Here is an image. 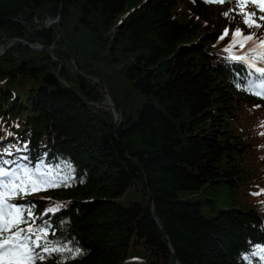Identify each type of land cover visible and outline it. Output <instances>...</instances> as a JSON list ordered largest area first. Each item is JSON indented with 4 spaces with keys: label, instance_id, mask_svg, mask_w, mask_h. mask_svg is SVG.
<instances>
[{
    "label": "trees",
    "instance_id": "trees-1",
    "mask_svg": "<svg viewBox=\"0 0 264 264\" xmlns=\"http://www.w3.org/2000/svg\"><path fill=\"white\" fill-rule=\"evenodd\" d=\"M234 4L0 0V46L51 47L0 56V148L74 169L71 186L33 203L37 217L56 209L51 241L83 251L64 264L254 262L264 195L248 190L264 184V100L217 48L223 27L242 24Z\"/></svg>",
    "mask_w": 264,
    "mask_h": 264
},
{
    "label": "snow or ice",
    "instance_id": "snow-or-ice-1",
    "mask_svg": "<svg viewBox=\"0 0 264 264\" xmlns=\"http://www.w3.org/2000/svg\"><path fill=\"white\" fill-rule=\"evenodd\" d=\"M204 2L222 4L225 0H204ZM249 2L260 11L259 17L256 16L255 11L246 12L244 10ZM233 9L237 15L241 16V23L245 28L235 29L232 41L224 51L230 52L232 47L237 45L245 49L247 42H252L247 46L245 55H233L229 59L253 70L260 81L255 84V87L260 88L264 86V66H258L257 60L264 65V50H262L264 49V37H255L254 33L244 35V30L264 26L259 23V21H264V0H236ZM224 15L231 16V12L224 13ZM227 35L228 30L225 29L219 39L224 40ZM247 52L256 53V56L250 57ZM14 148L17 152L21 151L15 146L0 149V264H46L49 259L53 260V264H64L65 259L83 255L79 247L73 249L67 244L61 245L58 241L54 243L47 239V228L35 224L36 217L33 215V208L15 202L37 191L46 190L43 186H71L69 180H74L71 175L74 169L68 164L65 176L58 181H53L51 179L52 169L44 166L43 160L34 167H30L28 163H19V161H29L28 156H18L13 160L3 159L4 155L12 156ZM23 151H27L26 146ZM80 182L83 183V180ZM259 194H264V190L261 193H253V195ZM257 248L262 253L260 259L264 260V248L260 246ZM64 252H68L70 256L64 257ZM250 255L256 256L257 252L254 251ZM244 258L248 259V257Z\"/></svg>",
    "mask_w": 264,
    "mask_h": 264
},
{
    "label": "water",
    "instance_id": "water-1",
    "mask_svg": "<svg viewBox=\"0 0 264 264\" xmlns=\"http://www.w3.org/2000/svg\"><path fill=\"white\" fill-rule=\"evenodd\" d=\"M55 21H57V18L50 19L48 21V24H52ZM119 23H120V21H119ZM116 26H118V24ZM12 44H24V45H27L29 48H31L33 50H44V49H46L48 51H51V47L50 46H44V45H41L38 42L29 43V42H27V41H25V40H23L21 38H12V39L8 40L6 43H4L3 45L0 46V56H2L5 53L6 49ZM60 79H61V81L64 82V80L62 78H60ZM105 101H107L106 108L110 109L112 111L113 117H114L115 126H117L120 123V118H121L120 117V113L115 111V105L113 104V102H112V100H111V98H110V96L108 94L105 95ZM150 208L152 209V203L150 205ZM158 223L160 224L159 221H158ZM169 247H170L171 251L173 252V248H172L170 243H169ZM175 264H180V262L177 259H175Z\"/></svg>",
    "mask_w": 264,
    "mask_h": 264
},
{
    "label": "rangeland",
    "instance_id": "rangeland-1",
    "mask_svg": "<svg viewBox=\"0 0 264 264\" xmlns=\"http://www.w3.org/2000/svg\"><path fill=\"white\" fill-rule=\"evenodd\" d=\"M53 23H54V22H53ZM46 25H50V24H48V21L46 22ZM113 31H114V28H113L110 32H113ZM44 50H46V49H44ZM47 51H48V50H47ZM98 66H99L100 68H102L103 66H105V64H104V63H100ZM114 70H117V69L114 68ZM94 79H95V78H94ZM95 80H96V79H95ZM103 89L105 90L106 87L104 86ZM251 122H252L251 119H247V121L245 122V124H251ZM134 198H135L134 196L126 197V194H125V195H123V196L120 198V200L123 201L124 203H127L129 200L134 199ZM202 212H203V214H205V215H209V212H208L207 209H205V208L202 209ZM131 245H132V244H131ZM261 248H264V247H261ZM255 252H257V256H259V257L262 255V253L259 252V249H257V251H255Z\"/></svg>",
    "mask_w": 264,
    "mask_h": 264
},
{
    "label": "bare ground",
    "instance_id": "bare-ground-1",
    "mask_svg": "<svg viewBox=\"0 0 264 264\" xmlns=\"http://www.w3.org/2000/svg\"><path fill=\"white\" fill-rule=\"evenodd\" d=\"M105 104L107 105V101H105Z\"/></svg>",
    "mask_w": 264,
    "mask_h": 264
}]
</instances>
